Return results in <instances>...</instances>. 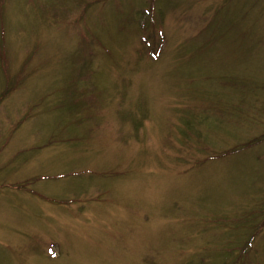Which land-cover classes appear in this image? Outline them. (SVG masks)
I'll return each instance as SVG.
<instances>
[{
	"label": "rangeland",
	"instance_id": "obj_1",
	"mask_svg": "<svg viewBox=\"0 0 264 264\" xmlns=\"http://www.w3.org/2000/svg\"><path fill=\"white\" fill-rule=\"evenodd\" d=\"M0 264H264V0H0Z\"/></svg>",
	"mask_w": 264,
	"mask_h": 264
},
{
	"label": "trees",
	"instance_id": "obj_2",
	"mask_svg": "<svg viewBox=\"0 0 264 264\" xmlns=\"http://www.w3.org/2000/svg\"><path fill=\"white\" fill-rule=\"evenodd\" d=\"M254 143H256V142H254ZM254 143H252V144H254ZM252 144H248L247 143V145L249 146V145H252ZM234 151H230V152H228V153H233ZM225 153H227V152H225Z\"/></svg>",
	"mask_w": 264,
	"mask_h": 264
}]
</instances>
